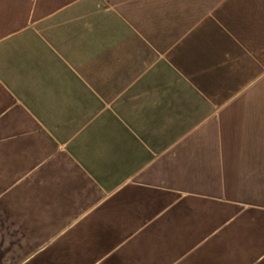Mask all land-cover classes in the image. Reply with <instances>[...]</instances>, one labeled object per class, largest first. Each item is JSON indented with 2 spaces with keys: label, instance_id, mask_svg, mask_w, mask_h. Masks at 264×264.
<instances>
[{
  "label": "crops",
  "instance_id": "0c3cea01",
  "mask_svg": "<svg viewBox=\"0 0 264 264\" xmlns=\"http://www.w3.org/2000/svg\"><path fill=\"white\" fill-rule=\"evenodd\" d=\"M0 264H264V0H0Z\"/></svg>",
  "mask_w": 264,
  "mask_h": 264
}]
</instances>
